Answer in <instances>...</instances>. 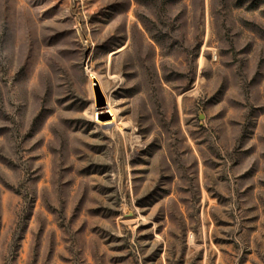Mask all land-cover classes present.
<instances>
[{
	"label": "rangeland",
	"instance_id": "rangeland-1",
	"mask_svg": "<svg viewBox=\"0 0 264 264\" xmlns=\"http://www.w3.org/2000/svg\"><path fill=\"white\" fill-rule=\"evenodd\" d=\"M0 264H264V0H0Z\"/></svg>",
	"mask_w": 264,
	"mask_h": 264
},
{
	"label": "bare ground",
	"instance_id": "bare-ground-1",
	"mask_svg": "<svg viewBox=\"0 0 264 264\" xmlns=\"http://www.w3.org/2000/svg\"><path fill=\"white\" fill-rule=\"evenodd\" d=\"M105 92V91H104ZM109 100V99H108ZM111 103L112 102H110V101H106V107H103V106H99L100 108L98 109L99 110V112H101L102 110H104L105 108L106 109H108L109 111H110V114H111V117H112V123H117V121H118V118H117V115H116V112L113 110V107H112V105H111ZM111 122H107V123H111ZM106 123V124H107ZM129 123V122H128ZM111 125V124H110ZM124 125H126V124H124ZM115 126V125H114ZM119 126V125H118ZM117 127V126H116ZM129 131V130H128Z\"/></svg>",
	"mask_w": 264,
	"mask_h": 264
},
{
	"label": "water",
	"instance_id": "water-1",
	"mask_svg": "<svg viewBox=\"0 0 264 264\" xmlns=\"http://www.w3.org/2000/svg\"><path fill=\"white\" fill-rule=\"evenodd\" d=\"M95 84V83H94ZM98 101L100 105H104L103 98L98 94Z\"/></svg>",
	"mask_w": 264,
	"mask_h": 264
}]
</instances>
